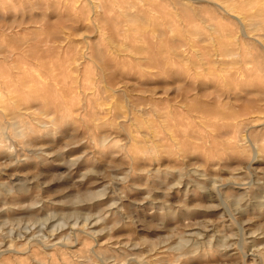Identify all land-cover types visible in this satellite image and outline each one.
I'll return each instance as SVG.
<instances>
[{
    "label": "rangeland",
    "instance_id": "obj_1",
    "mask_svg": "<svg viewBox=\"0 0 264 264\" xmlns=\"http://www.w3.org/2000/svg\"><path fill=\"white\" fill-rule=\"evenodd\" d=\"M263 41L264 0H0V264H264Z\"/></svg>",
    "mask_w": 264,
    "mask_h": 264
},
{
    "label": "bare ground",
    "instance_id": "obj_2",
    "mask_svg": "<svg viewBox=\"0 0 264 264\" xmlns=\"http://www.w3.org/2000/svg\"><path fill=\"white\" fill-rule=\"evenodd\" d=\"M190 2H191V0H190ZM97 4H98V3H97ZM183 5H184V4H183ZM185 7H186V6H185ZM227 7H228V6H227ZM229 8H230V7H229ZM229 8H228V9H229ZM234 8H235V7H234ZM188 9H189V8H188ZM232 9H233V8H232ZM77 10H78V9H77ZM97 10H98V9H97ZM226 10H227V8H226ZM226 10H225V11H226ZM230 10H231V9H230ZM185 11H186V10H185ZM234 11H235V10H234ZM234 11H232V12H234ZM227 13H230V11L227 12ZM134 18H135V17H134ZM239 18H241V16H240ZM244 18H245V17H244ZM240 20H241V19H240ZM238 21H239V20H238ZM246 21H247V20H244V23H245ZM239 22H240V21H239ZM250 22H251V21H249V23H247V24H248L247 26H249V27H250V25H252V23L250 24ZM242 23H243V22H242ZM244 23H243V24H244ZM249 24H250V25H249ZM245 28H246V27H245ZM252 29H253V28H252ZM255 29H256V28H255ZM257 29H258V28H257ZM259 29H260V27H259ZM244 30H245V29H244ZM255 31H256V30H255ZM243 32H244V31H243ZM249 33H252V32H249ZM236 35H237V34H236ZM243 35H244V34H243ZM244 36H245V35H244ZM235 37H236V36H235ZM235 37H234V39H235ZM237 37H238V36H237ZM237 37H236V38H237ZM245 37H246V36H245ZM251 39H252V38H251ZM261 39H263V38H261ZM235 40H236V39H235ZM239 41H240V40H239ZM263 42H264V41H263ZM263 42H262V43H263ZM259 43H260V42H259ZM216 54H217V53H216ZM236 54H237V53H235V54H233V55L235 56ZM233 55H231V56H233ZM239 55H240V54H239ZM239 55H237V58H238ZM235 57H236V56H235ZM216 59H217V58H216ZM78 63H79V62H78ZM77 65H78V64H77ZM12 104H13V103H12ZM102 106H103V105H102ZM3 109H4V108H3ZM4 110H5V109H4ZM5 111H6V110H5ZM12 114H13V113H12ZM20 123H23V122L21 121ZM18 132H20V131H17V133H18ZM18 134H19V133H18ZM20 134H22V133H20ZM23 136H24V135H23Z\"/></svg>",
    "mask_w": 264,
    "mask_h": 264
}]
</instances>
